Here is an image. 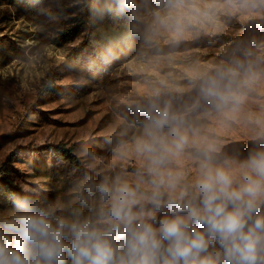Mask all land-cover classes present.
Wrapping results in <instances>:
<instances>
[{"label":"rangeland","instance_id":"1","mask_svg":"<svg viewBox=\"0 0 264 264\" xmlns=\"http://www.w3.org/2000/svg\"><path fill=\"white\" fill-rule=\"evenodd\" d=\"M111 1L0 0V216L24 196L98 222L107 206L97 185L119 178L139 186L158 221L171 209L149 203L153 181H165L166 202L192 190L205 149L239 178L264 148V0H125L128 18ZM209 77L243 102L218 109L201 91ZM153 103L189 135L158 174L137 151Z\"/></svg>","mask_w":264,"mask_h":264},{"label":"clouds","instance_id":"2","mask_svg":"<svg viewBox=\"0 0 264 264\" xmlns=\"http://www.w3.org/2000/svg\"><path fill=\"white\" fill-rule=\"evenodd\" d=\"M181 2L169 0L174 6ZM201 91L218 109L243 102L212 77ZM145 111L148 139L137 151L148 157L149 172L158 174L188 146V130L167 106L153 103ZM214 152L202 153L191 191L163 202L159 189L165 181H153L149 203L171 209L158 221L145 210L139 186L119 178L97 185L107 206L98 222L58 216L39 200L14 199L10 214L0 216V264H264V148L250 152L239 178L230 163L215 162ZM167 186L177 185L170 178Z\"/></svg>","mask_w":264,"mask_h":264},{"label":"trees","instance_id":"3","mask_svg":"<svg viewBox=\"0 0 264 264\" xmlns=\"http://www.w3.org/2000/svg\"><path fill=\"white\" fill-rule=\"evenodd\" d=\"M38 0H10L13 4H29L30 2H37ZM110 8L111 12L114 16L118 18H128V15L126 14L125 9L127 8V4L125 0H112L110 2ZM62 156L66 158H71L72 155L68 153V151L65 148H60V151L58 152ZM9 188H14L12 186V183L9 181H6ZM16 188V187H15Z\"/></svg>","mask_w":264,"mask_h":264}]
</instances>
